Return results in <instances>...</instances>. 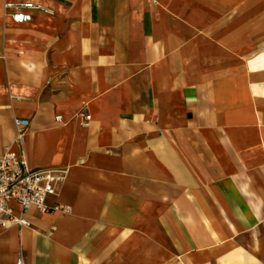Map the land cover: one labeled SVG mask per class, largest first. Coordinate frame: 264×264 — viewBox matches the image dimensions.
Segmentation results:
<instances>
[{
  "label": "crops",
  "instance_id": "0c3cea01",
  "mask_svg": "<svg viewBox=\"0 0 264 264\" xmlns=\"http://www.w3.org/2000/svg\"><path fill=\"white\" fill-rule=\"evenodd\" d=\"M16 117L67 172L0 264H264V0H0V158Z\"/></svg>",
  "mask_w": 264,
  "mask_h": 264
},
{
  "label": "built area",
  "instance_id": "2783aa9c",
  "mask_svg": "<svg viewBox=\"0 0 264 264\" xmlns=\"http://www.w3.org/2000/svg\"><path fill=\"white\" fill-rule=\"evenodd\" d=\"M5 10L12 9L11 16L18 23L32 20L33 14L29 10L42 9L43 7L33 2H6ZM86 119L90 115H85ZM61 119V116H57ZM30 120L16 117V144L18 151L6 146L0 158V226L3 228L16 225L20 227L31 226L24 213L36 208L48 211L47 199L57 191L58 185L64 180L67 170L65 168L48 167L35 169L31 166L25 151V140ZM15 201L20 206V212L15 213L10 207V202ZM68 210L66 206H57ZM16 264H24L22 257Z\"/></svg>",
  "mask_w": 264,
  "mask_h": 264
}]
</instances>
